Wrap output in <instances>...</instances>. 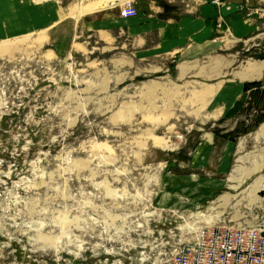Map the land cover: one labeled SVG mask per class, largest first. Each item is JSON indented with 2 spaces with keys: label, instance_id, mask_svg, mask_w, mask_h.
Returning <instances> with one entry per match:
<instances>
[{
  "label": "rangeland",
  "instance_id": "rangeland-1",
  "mask_svg": "<svg viewBox=\"0 0 264 264\" xmlns=\"http://www.w3.org/2000/svg\"><path fill=\"white\" fill-rule=\"evenodd\" d=\"M58 1L79 9L75 16L100 5ZM54 2L53 23L61 15ZM163 4L167 16L186 12L181 1ZM32 40L0 43L2 52L25 50L0 58V264H176L205 228L264 223L258 175L243 181L236 154L219 173L220 146L211 170L190 162L194 143L146 152L153 120L146 107L141 120L138 98L118 97L122 83L103 89L93 56L29 52ZM246 95L247 127L264 107ZM242 122L222 138L246 135L226 136ZM213 177L225 183L211 192Z\"/></svg>",
  "mask_w": 264,
  "mask_h": 264
},
{
  "label": "crops",
  "instance_id": "crops-1",
  "mask_svg": "<svg viewBox=\"0 0 264 264\" xmlns=\"http://www.w3.org/2000/svg\"><path fill=\"white\" fill-rule=\"evenodd\" d=\"M54 1L0 0V43L31 38L29 52L93 56L108 83L103 89L122 83L118 97L138 98L141 120L146 107L153 120L142 141L146 152H174L194 143L190 162L211 170L218 157L224 163L216 167L219 173L236 154L243 181L258 175L252 187L264 192V122L235 142L222 138L243 120L250 94L245 85L264 82V0H165L185 3L178 17L165 14L164 0H133L139 14L130 18L120 10L132 0H79L84 7L100 5L76 16L71 11L79 9ZM52 2L61 13L54 23ZM20 51L1 50L0 58ZM207 180L218 184L211 192L225 183Z\"/></svg>",
  "mask_w": 264,
  "mask_h": 264
},
{
  "label": "built area",
  "instance_id": "built-area-1",
  "mask_svg": "<svg viewBox=\"0 0 264 264\" xmlns=\"http://www.w3.org/2000/svg\"><path fill=\"white\" fill-rule=\"evenodd\" d=\"M138 14L133 1L120 10L124 18ZM263 233L264 223L258 227L224 224L205 228L177 253L176 264H264Z\"/></svg>",
  "mask_w": 264,
  "mask_h": 264
},
{
  "label": "trees",
  "instance_id": "trees-1",
  "mask_svg": "<svg viewBox=\"0 0 264 264\" xmlns=\"http://www.w3.org/2000/svg\"><path fill=\"white\" fill-rule=\"evenodd\" d=\"M159 2L161 0H158ZM261 58H264V54L260 55ZM262 91L259 92L260 89H262ZM245 90L247 92H250V94H253L254 100L255 101H251L250 105H255L256 107L259 106V104H262L261 102H263V107H264V82H253V83H247L245 85ZM249 105V106H250ZM251 105V107H252ZM264 109V108H262ZM258 111L257 116L253 119V122L246 127L245 122H242L243 124V128L236 130L234 133H229L226 136H230L232 138H235L237 136H239L240 134H247L249 132H252L253 130H255L261 123L264 122V110H256ZM260 111V112H259Z\"/></svg>",
  "mask_w": 264,
  "mask_h": 264
},
{
  "label": "water",
  "instance_id": "water-1",
  "mask_svg": "<svg viewBox=\"0 0 264 264\" xmlns=\"http://www.w3.org/2000/svg\"><path fill=\"white\" fill-rule=\"evenodd\" d=\"M263 235H264V233H263Z\"/></svg>",
  "mask_w": 264,
  "mask_h": 264
}]
</instances>
